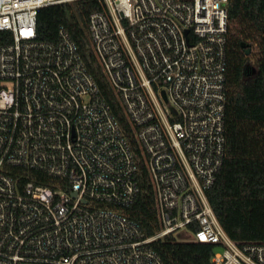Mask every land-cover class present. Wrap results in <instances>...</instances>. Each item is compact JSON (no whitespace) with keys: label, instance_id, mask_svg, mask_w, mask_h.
<instances>
[{"label":"built area","instance_id":"2783aa9c","mask_svg":"<svg viewBox=\"0 0 264 264\" xmlns=\"http://www.w3.org/2000/svg\"><path fill=\"white\" fill-rule=\"evenodd\" d=\"M75 1L0 0V264H163L151 244L166 235L215 246L212 264H264V242L232 240L206 196L225 152L228 0H97L88 17L153 189L151 237L125 214L138 164L76 44L37 38L39 9Z\"/></svg>","mask_w":264,"mask_h":264},{"label":"trees","instance_id":"16d2710c","mask_svg":"<svg viewBox=\"0 0 264 264\" xmlns=\"http://www.w3.org/2000/svg\"><path fill=\"white\" fill-rule=\"evenodd\" d=\"M98 10L101 5L97 0L41 8L37 38L54 43L59 30L64 29L76 44L138 164L139 193L125 214L145 237H151L160 227L142 151L91 49L87 21L89 14ZM224 136L223 163L206 192L207 199L232 240L264 242V0H228ZM151 246L163 264H212L215 250L213 245L180 241L172 235Z\"/></svg>","mask_w":264,"mask_h":264},{"label":"rangeland","instance_id":"374dc122","mask_svg":"<svg viewBox=\"0 0 264 264\" xmlns=\"http://www.w3.org/2000/svg\"><path fill=\"white\" fill-rule=\"evenodd\" d=\"M177 239L180 241H191L189 236H177Z\"/></svg>","mask_w":264,"mask_h":264},{"label":"water","instance_id":"95a60500","mask_svg":"<svg viewBox=\"0 0 264 264\" xmlns=\"http://www.w3.org/2000/svg\"><path fill=\"white\" fill-rule=\"evenodd\" d=\"M249 52H250V50H249V49H247V50L245 51L246 55H248V54H249Z\"/></svg>","mask_w":264,"mask_h":264}]
</instances>
